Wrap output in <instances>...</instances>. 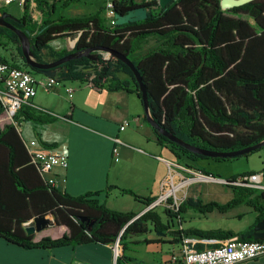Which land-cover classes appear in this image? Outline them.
I'll use <instances>...</instances> for the list:
<instances>
[{"label":"trees","instance_id":"1","mask_svg":"<svg viewBox=\"0 0 264 264\" xmlns=\"http://www.w3.org/2000/svg\"><path fill=\"white\" fill-rule=\"evenodd\" d=\"M55 2L58 1H53L52 7ZM60 2L61 7L67 9L79 1ZM36 5L41 8L46 1L36 0ZM111 8L113 15H125L129 10L143 8L147 17L140 22L117 25L114 20L110 24L104 17V6L89 16L58 15L53 20L47 16L36 21L34 13L25 6L17 22H6L28 32L29 44L38 63H43L41 56L44 54L50 55L53 62L94 48L129 58L145 87L152 122L184 144L226 153L264 141V0H254L229 10H221L219 0H172L164 9L156 1L114 0ZM5 9L0 8V15L7 13ZM75 35L79 36L69 51L56 52L50 46L53 41ZM149 39L155 40L156 47L139 56ZM6 44L14 47L15 54L10 59L0 57L1 61L34 76H42L41 71L29 68L24 62L15 33L0 26V47ZM102 53L92 52L97 61L79 57L63 63L54 69L57 80L86 83L97 90L135 93L141 101L129 69L112 56L102 60ZM88 68L92 71H85ZM119 73L130 80H120L116 77ZM57 119L47 111L24 104L10 122L0 103V237L24 249L46 250L90 243L113 246L117 242L122 252L115 264H130L126 252L129 245L136 244L131 239L148 234L151 227L163 235L167 226L153 210L139 216L133 212L114 211L101 202L99 196L117 190L120 195L130 196L145 207L156 198H143L115 186L73 197L49 185L38 166L31 163L18 127L22 122L50 125ZM151 129L158 146L168 149L177 159L192 163L230 161L264 149L231 159H210L170 142L158 130ZM34 135L41 142L40 136L35 132ZM42 144L50 149L55 147ZM200 172L208 175L204 170ZM9 186L15 192L7 190ZM226 187L232 193L229 202L204 204L200 200L187 199L180 203L176 214L187 209L200 214L214 210L225 213L246 206L256 214L254 223L241 233L190 230L180 232L181 235L218 241L232 238L254 241L253 228L264 222V190ZM165 213L170 215L168 210ZM47 215L54 219L52 228L46 233L43 230L26 234L24 223ZM180 233H173L174 243L179 240L181 244L184 237ZM195 248L201 250L205 246L196 245Z\"/></svg>","mask_w":264,"mask_h":264},{"label":"crops","instance_id":"2","mask_svg":"<svg viewBox=\"0 0 264 264\" xmlns=\"http://www.w3.org/2000/svg\"><path fill=\"white\" fill-rule=\"evenodd\" d=\"M40 1H46V5H42L39 8L36 5V0H34L35 3L33 0L29 1L35 5L36 11L40 14L34 13L36 21L47 18V16L51 19V15L57 9V4L62 3L55 2L52 7V0ZM107 1H103L98 8L91 10V14L104 7ZM134 1L140 2V0ZM76 5L77 3L73 4V6ZM42 14L44 15L43 17ZM51 48H54L53 50L56 52L62 50L69 51L72 45L71 47L65 46L60 48L51 46ZM102 55L105 57L109 56L108 53H102ZM0 57H4L3 54H0ZM41 60L43 63H50L52 58L50 55H42ZM116 77L120 80H130L122 73L117 74ZM65 86H70L74 89L73 97L70 100L67 98V95L64 98L68 103L67 105H63L60 98V87L64 89ZM38 90L35 97L30 101L32 107L47 111L51 115L58 117V119L50 125L33 124V130L40 136L42 143L54 144L55 147L53 149L64 153L68 159L67 169H56L54 171L57 177L61 176L65 179L63 184L58 183L57 189L59 191L66 192L73 197L81 196L88 192L103 191L107 186L134 191V187L141 181L143 187L147 190L148 196L140 197L156 198L157 200L162 194L161 185L166 181V174H168L166 165L160 160L156 161L158 158L165 161H176L182 166L185 164L193 165L192 162L186 159H177L168 149L157 145L152 129L147 122L142 103L135 93H128L122 90L111 92L97 90L90 84L77 81L62 82L50 92L45 93V90H43L42 92L47 95V99L41 98L38 95ZM135 119H138V121H133L134 128L130 134H125L127 129L124 133L122 132L123 135L118 132V126L123 121ZM114 137H118L123 143L118 147L117 155H112L114 147L112 139ZM132 158H137L146 168L149 166L147 160L156 162L159 169L155 173H149V171H145L138 166L135 168L125 167V162ZM147 181L150 184H147ZM262 185L264 186L263 182ZM190 187L191 185L181 190L180 194L185 196L183 201L191 199L207 203L196 195H189L188 189ZM7 190L15 192L12 186H9ZM118 196L121 195L117 190H109L107 194H101L99 200L104 202L111 210L133 212L138 216L148 210L147 207L142 208L144 205L135 202L133 199V201H122L119 205ZM210 199L209 203L215 202L214 198ZM157 208L160 210L157 211ZM151 210L158 214L161 222L167 226V229L162 235L156 233L151 227L148 234L132 238L131 241H134L136 244L129 245V251L126 252L127 257L131 259L130 264H167L172 253H177L180 247L179 240L177 243H174L173 233H180L182 231L185 233L190 230H222L241 233L254 223V221L249 223L250 219L246 215L251 212L249 215L253 216L254 219L256 217V214L246 206H240L225 213L214 210L207 214H200L192 209H187L178 214H176V211L168 210L170 215H167L165 213L167 210L163 205L156 206ZM228 217L239 221L247 218V228L222 229L220 226L211 223L213 220L221 218L226 220ZM32 219L29 221H32ZM50 228L52 226L43 229L45 231H41L46 233ZM180 236L182 238L190 237L197 239L199 241L197 245L205 247H212L218 241L217 239H201L192 235L185 236V234L181 235V233ZM145 240L148 242H143ZM113 248V246L90 243L48 250L24 249L0 237V264H112L114 261ZM140 248H144L143 253L139 252ZM263 258L264 256L255 261L259 262ZM255 261L248 262V264Z\"/></svg>","mask_w":264,"mask_h":264},{"label":"built area","instance_id":"3","mask_svg":"<svg viewBox=\"0 0 264 264\" xmlns=\"http://www.w3.org/2000/svg\"><path fill=\"white\" fill-rule=\"evenodd\" d=\"M30 0H0V8L8 7L11 4H17L24 9L27 6L29 11L35 13V5L29 2ZM58 1L61 0H52ZM110 0L106 3V12L108 14L109 23H114V15L112 13V3ZM145 3H151L157 0H141ZM61 83L56 77L34 76L25 70L11 66V64L0 60V103L5 110L6 119L12 122L13 116L26 104H31V99L36 95L38 89H43L46 92L54 90ZM64 91L67 98L70 100L73 97L74 90L70 86H65ZM135 120H125L118 126V132L122 133L128 129ZM114 147L112 155L118 154V147L123 143L118 137L112 139ZM27 152L31 158V163L38 166L41 173L45 176L49 185L57 187L58 183H64L63 177H57L54 174L56 169L65 170L68 167V159L64 153L55 151L54 149L46 148L37 139H32L25 143ZM160 159V158H158ZM162 160V159H160ZM167 167L170 181L162 183V194L157 200L148 206V210L156 206L163 205L166 210L177 211L183 198L181 190L190 186L193 183L200 182H217L224 186L244 187L247 189L264 190L262 181L264 173H253L238 177L233 182L221 181L210 176L203 175L199 170L192 169L178 164L176 161L162 160ZM187 175V176H186ZM176 178V182H174ZM169 184L168 189L165 186ZM147 210V211H148ZM199 241L190 237H184L181 240L179 251L172 253L167 264H245L255 261L264 256V240L245 242L232 238L226 241H216V246L205 247L197 250L195 246ZM114 259L118 256V243L113 246Z\"/></svg>","mask_w":264,"mask_h":264},{"label":"rangeland","instance_id":"4","mask_svg":"<svg viewBox=\"0 0 264 264\" xmlns=\"http://www.w3.org/2000/svg\"><path fill=\"white\" fill-rule=\"evenodd\" d=\"M103 1H105V0H80L76 6L72 5L68 9H63L61 7V3H58L57 9L54 13L55 15L52 14L51 19L52 20L55 19L57 15H63L65 17H75V16L83 17L86 14V16H89L92 12L91 10L98 8V6H100ZM5 10L7 11L8 14L12 15L14 18L21 17L22 12H23V9L21 7H19L17 4H11L10 6L6 7ZM80 11L84 12V13H81ZM37 14L40 15L38 12H37ZM105 15H106L105 18L108 21L107 12H105ZM74 41H75L74 37L70 38V39H58L56 41L51 42L50 45L53 47H56V48L65 47V46L71 47V45L73 44ZM155 43L156 42L154 39H149L147 41V45L145 46L143 51L140 52L138 55L142 56L146 52L153 50L156 47ZM14 50L15 49L12 45L6 44V46L0 47V54H3V56L5 58L10 59V56L15 54ZM44 55L47 56V54H44ZM128 79H130V78L128 77ZM42 91H43V89H39L38 95L43 99H47V95L45 94L46 91H45V93ZM60 98L62 100L61 103L63 105L68 104L64 99V98H66V94H65L64 89L62 87H60ZM139 107H140V105H139ZM140 111L142 113L141 107H140ZM135 117H138V116H135ZM33 127H34V125L31 122H22L20 124V126L18 127V131L20 132L23 140L26 143L29 142L31 139H36L35 135H34ZM147 127H149V126H147ZM133 128H134V125L132 123L130 128L127 129V131L125 132V134H127V135L130 134L131 131L133 130ZM237 130H238V132H242V130H240V129H237ZM123 133H122V135H123ZM159 160L160 159H158L156 161H159ZM147 161L149 162L148 168H146L143 164H141L137 158L136 159L132 158L130 160H127L125 162V167L135 168L136 166H138L145 171H149V173L157 172V170L159 169V166H157V163L151 162L149 160H147ZM160 161H162V160H160ZM192 164H193L192 167H194L195 169H197L199 171L204 170L205 173L208 174L206 176H210L214 179H220L221 181H226V180L233 178V177H239V176L249 175V174L259 173V172L264 173V149H262L258 152H255V153L249 155L248 157H241V158H237L235 160L224 161V162H216L213 160H203V161L194 162ZM185 165L190 166L189 164H185ZM166 180L168 182L170 181L169 174H166ZM176 180L177 179L174 178V182H176ZM262 182L264 183V178H263ZM146 183L150 184L149 181H147ZM123 186H125V185H123ZM168 187H169V184H167L165 186V190L168 189ZM133 192L139 196H144V197L148 196L147 190L143 187L141 181H139L137 183V186L134 187ZM188 194L189 195L193 194V196L196 195L197 197L201 198V200H204V202H207V203H209L208 201H211L210 198H214L215 202L219 203V204H225L231 200L230 199V197H231L230 188L224 186V184H220V183L212 182V181L191 184V187L188 189ZM118 201H119L118 204L120 205V203L122 201H133V200L129 196H122L121 195V196H118ZM204 204H206V203H204ZM238 207H240V206H238ZM142 208H145V206H142ZM156 210L159 211L160 209L157 208ZM196 213H198V212H196ZM249 214H247L246 217L247 216L249 217V219H250L249 223H250L251 221H254L255 219L253 216H250ZM47 218H49L50 220L53 219V217L51 215H47ZM232 220H234V221H232ZM247 220L248 219L245 218L243 221H239L237 219H230L228 217L226 220L221 218V219L213 220L211 223L215 224L216 226H220V228H222V229H225V228H227V229H238V228H247L246 227L247 226V224H246ZM140 249L141 250H139V252L143 253L144 248H140ZM113 260H114V258H113ZM112 264H114V261ZM250 264H264V258L261 259L259 262L255 261V262H252Z\"/></svg>","mask_w":264,"mask_h":264},{"label":"water","instance_id":"5","mask_svg":"<svg viewBox=\"0 0 264 264\" xmlns=\"http://www.w3.org/2000/svg\"><path fill=\"white\" fill-rule=\"evenodd\" d=\"M252 1H254V0H219V3H220L221 10H229L231 8H234V7H239V6L248 4ZM171 2H172V0H157L158 6L162 9L166 8V6ZM146 17H147V11L145 9L136 8V9H132V10L127 11L125 13V15H118V14L114 15V20H115L117 25H124L127 23H134V22L143 21L146 19ZM6 19H9L13 22H17L18 20L16 18H14L12 15H10L6 12H3L0 15V26L7 27L13 33H15V35L17 36V38L19 40L21 55H22V58H23L24 62L26 63V65L33 70L41 71L42 75H45L47 77H56L57 73L54 69L57 68L58 66L62 65L63 63H66V62H68L74 58L85 57V58H88L92 61H97L98 58L95 55H92V52H95V51H97L98 53L99 52L101 53V51L104 53H108L113 58L117 59L119 62H121L123 65H125L129 69V71L131 72V74H132V76L136 82L138 91L140 92L141 103H142V106H143V109H144V112H145L149 126L153 129L158 130L170 142L176 143L177 145L183 147L184 149H187L190 152H194L198 155H201L205 158H210V159H231V158H236L239 156L247 155L251 152H254L255 150H258V149L264 147V141H262L261 143L255 145V146L248 147V148H245L242 150L221 153V152H215V151H211V150L200 149L197 147H193V146L184 144L183 142L176 139L174 136H171V135L167 134L166 132H164L163 130L159 129V127L155 123L152 122L150 115H149L148 99H147V93H146L145 87L141 81V78H140L138 71L135 69L134 64L131 62V60L129 58H127L126 56L120 55L118 53L105 51V50H102L99 48H94V49L87 50L85 53L71 54V55L62 57V58L57 59V60L50 62V63H38L34 59L32 48L30 47V44H29L28 32L27 31L23 32V31H20V30L14 28L10 23L6 22ZM78 36L79 35H75L73 37L76 40L78 38ZM108 59L109 58L102 56V60H108ZM79 69H80V67L77 70H79ZM85 71L91 72L92 68H88ZM104 72H106V69L104 70ZM54 225H55L54 219L49 220V218H47V216H44V217H34L32 219V221H28V222L24 223L23 228H24L26 234L31 235L35 232H39V231H41V230H43L49 226H54ZM91 225H92V223L90 224V227H91ZM252 238L254 241L264 240V222H259L255 225V227L253 228ZM118 252L120 254L122 251L119 250ZM115 260H116V258H115ZM115 260H114V263H115Z\"/></svg>","mask_w":264,"mask_h":264},{"label":"clouds","instance_id":"6","mask_svg":"<svg viewBox=\"0 0 264 264\" xmlns=\"http://www.w3.org/2000/svg\"><path fill=\"white\" fill-rule=\"evenodd\" d=\"M140 2H141V0H140ZM158 4V3H157ZM104 53V52H103ZM103 56V55H102ZM110 54H109V56L107 57V58H110ZM103 57H105V56H103ZM185 166H187L188 167V165H185ZM192 167V166H191ZM192 169H195L194 167H192ZM197 170V169H196ZM206 176V175H205ZM114 246V245H113ZM120 250V249H119ZM118 255H119V253H118ZM113 257H114V255H113ZM117 258V257H116ZM115 260V259H114ZM116 261V260H115ZM115 264V263H114Z\"/></svg>","mask_w":264,"mask_h":264},{"label":"flooded vegetation","instance_id":"7","mask_svg":"<svg viewBox=\"0 0 264 264\" xmlns=\"http://www.w3.org/2000/svg\"><path fill=\"white\" fill-rule=\"evenodd\" d=\"M6 20H9V19H6ZM9 21H11V20H9ZM13 22V21H12Z\"/></svg>","mask_w":264,"mask_h":264},{"label":"bare ground","instance_id":"8","mask_svg":"<svg viewBox=\"0 0 264 264\" xmlns=\"http://www.w3.org/2000/svg\"><path fill=\"white\" fill-rule=\"evenodd\" d=\"M50 220V219H49Z\"/></svg>","mask_w":264,"mask_h":264}]
</instances>
